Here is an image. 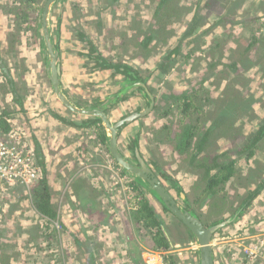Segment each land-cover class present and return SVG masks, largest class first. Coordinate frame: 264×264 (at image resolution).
<instances>
[{"label": "rangeland", "instance_id": "1", "mask_svg": "<svg viewBox=\"0 0 264 264\" xmlns=\"http://www.w3.org/2000/svg\"><path fill=\"white\" fill-rule=\"evenodd\" d=\"M39 1V5L46 3V0ZM59 1L50 6L48 30L58 52L60 91L78 108L102 110L112 125L130 113L141 112V116L119 127L118 147L128 160L135 162L133 150L129 148L136 142L141 155L150 162L162 184L182 209L187 206L178 195L179 187L189 191L198 182V171H204V168L191 163V150L199 144L202 129L212 121H218L223 111H227L226 122L219 123L213 129L202 156L212 151L219 154L227 151L229 156L225 155L226 160L236 159V173L222 185L223 194L227 197L216 216L224 218L222 221L230 217L235 221L222 227L212 239L218 236L228 241L224 252H220L216 258L217 264L251 262V256L246 257L250 248L257 253L264 251V188L250 205L243 208L244 211L240 214L239 211L244 203L242 196L246 198L264 181V137L253 143L255 132L264 119V0H184L182 3L187 8L183 16H174V34L168 35L169 44H164L167 35H163L158 37V43L153 42L150 49L136 44L146 35L144 30L153 28L159 0H72L76 3L72 9L76 25L68 29L71 35L67 38L63 35V49L60 48L57 33L61 17L58 14ZM3 2L0 0V10L5 15H11L17 26L16 17L4 9L11 6L14 0ZM39 12L33 8L29 12V30L33 31V36L28 41V49L19 50L17 44H12L11 31L6 35L9 48L0 47V113L4 109L10 111L9 123L12 127L24 129L23 137L27 143L48 141L45 161L49 165V180L53 186L52 201L59 212L54 220L59 221L61 227L55 231L52 221L47 223L42 220L35 211L32 199L27 197V190L22 186L24 183L8 188L1 195L6 207L0 208V237L5 239L6 244L0 264L8 261L10 264L12 261L13 264H93L91 253L95 254L94 264H118L122 262L124 254L120 232L115 236L119 243L112 242L113 236L100 240L96 234H92L96 242L91 245L87 240L81 244L74 243L71 235L74 230L86 232L89 228L91 231L95 225V221L89 222L87 219L86 204L81 203L82 198L75 193L74 184L67 187L78 176L85 178L88 183L85 187L89 190L91 184L97 187L91 198L103 199V208H108L114 215L121 209L119 211L128 216L133 202L129 200L125 175L106 168L103 170L102 165L108 161L105 157L107 153L103 148L99 150L96 127L84 125L91 118L69 109L54 88L50 77L51 56L45 44L44 30L39 27ZM0 29L3 31L4 23L0 22ZM38 36L42 52L32 49ZM254 37L258 39L257 43L250 46L244 55V50ZM169 46L180 48L174 60L166 57ZM103 59L114 65L127 64L138 71L154 98V107L149 105L139 90L125 95L119 92L125 86V75L114 67H96ZM44 60L46 65L39 67L38 62ZM237 60L240 74L233 83L242 92L243 98H247V103L241 109L237 108L234 100L236 91L229 89L230 94L226 88L232 72V68L226 65ZM61 64L65 65L63 76ZM4 70L11 74L13 83L8 82ZM25 77L30 80L27 81ZM184 90L198 91L194 98L195 107L192 108L197 112L191 118L192 124L201 126L193 133L186 155L176 150L173 139L169 140L173 134L162 129L164 124H169L181 131L179 120L184 114L178 109L172 110L173 100L165 101L162 96ZM17 96L22 98L21 102L17 101ZM117 96L120 98L116 101ZM224 98L230 101L226 102ZM44 129V139L39 138V130ZM105 132L111 134L108 127ZM59 135L60 141L55 139ZM252 151L255 153L249 157ZM71 191L74 194L71 195ZM146 192L152 196L148 189ZM73 196L76 203L80 201L81 212H85L81 213L82 216L74 213ZM194 199L190 198L189 203L192 209L200 212L193 203ZM152 201L168 223L171 235L180 241L175 246L177 257H169V262L197 264L200 252L196 237L186 239L178 218L164 210L162 203L155 198ZM97 209L101 211L99 221L109 226L111 231L115 230V225L122 226L121 220L116 218L118 215L106 220V214L99 205ZM251 218L254 223L249 225ZM237 225L241 226L237 228ZM245 229L249 235L255 236L248 237ZM80 239H83V235Z\"/></svg>", "mask_w": 264, "mask_h": 264}, {"label": "trees", "instance_id": "2", "mask_svg": "<svg viewBox=\"0 0 264 264\" xmlns=\"http://www.w3.org/2000/svg\"><path fill=\"white\" fill-rule=\"evenodd\" d=\"M115 2L116 0H112ZM184 0H159L158 4L156 6L155 12H154V19L156 20L153 24V28H150L149 30H142L146 35L141 40L139 44L140 47L144 49H150L151 46L157 42L158 37L167 35L164 39V44H169L168 35L174 34V16H183L184 10L187 8L185 3H182ZM39 0H14L13 4L11 6L5 7L6 13H10L16 17V25L17 31L12 32V44H18L19 38L18 34L20 30L22 29H30L31 25L28 23L29 18L31 17L29 12L33 8L34 11L40 10L39 14L37 15V18L39 19V27L42 28V19H43V10L44 5H39ZM183 14V15H182ZM167 32L168 34H165ZM125 37L129 40L130 37L127 34H124ZM258 39L254 37V39L249 43V46L244 50L243 54L245 55L246 52L249 50L250 46L256 44ZM154 42V43H153ZM158 43V42H157ZM218 44V43H217ZM179 46H175L171 48L170 46L167 48V58L174 60L177 55L179 54ZM95 58H101V56H94ZM1 60V55H0ZM99 64V65H98ZM96 65L100 66L102 68H109L114 67L117 71L125 75L126 83L127 85H132L131 92L134 93V91L139 90L143 93L144 98L146 101L151 105L154 98L151 97L150 93L147 91V84L145 81L141 80L138 71L132 69L127 64H112L110 62H107L105 59L101 61V63H98ZM213 65V63L211 64ZM226 66H229L230 69L232 68L231 75L229 76V82L226 86L231 90H235L237 94L234 96V100L237 103V108L241 109L243 106L247 103V98H243L242 92L237 89L235 84L233 83V80L236 79V76L240 74L239 67L240 63L239 61H232L230 63H227ZM5 69V68H4ZM5 74L7 76L8 82L13 83V79L11 74L4 70ZM235 78V79H234ZM128 86V87H129ZM125 88L124 90H126ZM122 92V90H121ZM198 93V91L193 90V92L184 90L180 93L176 92H168L163 94V98L166 100H173L171 109L176 110L178 109L181 111L184 115L179 120L181 131H178V129H173L172 125L164 124L162 129L164 131H167L168 134H173V136L169 137V140H174L176 142V150L183 155H186V151L189 149L191 145V140L193 138V133L200 129V125H194L193 120L191 118V115L197 112V110H193L192 108L194 106V98L195 95ZM231 94V91H229ZM18 102L22 101V98L17 96L16 97ZM223 99V98H222ZM224 100L230 101L229 98H224ZM233 101V102H235ZM102 103V102H98ZM154 107V105L152 106ZM230 113V112H229ZM8 115H10V111H7L6 109L3 110V113L0 114V130H2L3 134H7L10 129L11 125L8 121ZM228 118L227 111H223L222 118L220 117L218 121H212L211 124L206 125L202 130L203 134L202 137L199 139V144L197 146H194V148L191 150V163L195 164L198 168H204V171L200 169L197 174L199 179L196 182V185L193 186L189 193H187L188 200L189 198L195 197L194 199V205H197V208L200 210V215L208 225L217 224L224 218H217V212L221 211L220 208L223 207V203L225 198L227 197L225 194H223V188L222 185L226 184L231 180V178L235 175V161L234 158H229V160H226L224 157L228 155L227 151L223 152L222 154L214 153V151L208 153L205 157L202 156V150L204 149L205 143L207 142V138L211 135L213 132V129L219 124V123H225L226 119ZM88 120L91 122V124L88 125ZM87 122L84 124L85 126H95V130L97 131L98 138L103 145L107 146L109 141L104 131V125L103 120L99 116H91V120L88 119ZM126 124V123H125ZM124 124V125H125ZM264 137V119L261 120L260 125L255 132L254 141L253 143L263 139ZM132 150L136 153L138 149V144L136 142L133 143V146L130 147ZM255 153L252 151L249 154V157H251ZM232 157V156H231ZM224 158V159H221ZM207 159H209L211 162H209ZM221 159V160H220ZM138 160V159H137ZM124 171L126 174L130 173V171L127 168H124ZM202 170V171H201ZM87 181L84 180L81 177H78V181L74 184V190L77 196L81 199V203L86 204V212L88 213L89 217L94 219L97 223L100 224V212L97 209V205H99L102 209L103 214H106L105 218L106 220L114 217L117 215V213L114 215L113 212H109L108 208L104 209L102 203L105 201L103 199L97 198H91V195H93L97 189L94 184H91V190L85 187ZM88 184V183H87ZM131 190L136 192L133 195V206L130 208L128 216L124 214V212H121L125 224V235L128 237V241L132 246L131 255L133 256V260L136 262H140V248H139V242L145 243L146 245H150L151 247H157V248H169L171 245H173L174 239L171 238V234L169 231L168 223L166 220L161 216V214L155 209L153 204L151 203L148 193L145 189L151 190L154 194L160 197L159 193L150 185L148 181L143 179L142 177L136 175L133 176V179L130 181ZM81 188V189H80ZM264 188V181L263 183L259 184L258 187H256L255 190L250 191L248 196L246 198L243 197V204L240 207L239 214L244 211V207L251 204V201L254 199V197L257 195V193ZM183 189H179V194L183 193ZM34 206L35 209L40 212L42 215L47 217L48 222L53 221L54 219L58 218L57 215H59L58 209L54 207L53 201L51 200V192L49 190V186L47 184L46 178L36 187L34 188ZM161 201L162 198L160 197ZM183 199L187 201L185 197ZM100 200V201H99ZM80 202V201H79ZM109 202V201H108ZM165 204V202H164ZM189 204V203H188ZM190 205V204H189ZM135 206V207H134ZM165 209L169 211V209L166 207ZM191 206V205H190ZM204 207H206V211L204 210ZM192 208V207H191ZM121 210V209H119ZM236 211V208L233 209V212ZM223 217V215L221 216ZM55 221V220H54ZM130 221V222H129ZM66 228V226H65ZM53 229L55 231H59L60 228H57L53 226ZM83 232V233H81ZM72 238L74 243L81 244L84 240H87L86 242L90 245L93 244V242L96 240L91 237L87 231H75L71 232ZM188 240L194 237L193 232L188 229ZM83 235V239H80V236ZM81 241V242H80ZM5 239L3 237H0V257L4 250V243ZM6 244V243H5ZM88 245V246H90ZM63 248L61 249V252H63ZM58 251V253H61ZM92 255V262L93 264L96 262L94 259L95 254L91 253ZM177 257V256H170V258ZM14 261H12L11 264H13ZM6 264H10L9 261L6 262Z\"/></svg>", "mask_w": 264, "mask_h": 264}, {"label": "water", "instance_id": "3", "mask_svg": "<svg viewBox=\"0 0 264 264\" xmlns=\"http://www.w3.org/2000/svg\"><path fill=\"white\" fill-rule=\"evenodd\" d=\"M57 0H46L44 10H43V30L46 40V45L48 48V51L51 56L50 61V70H51V80L54 85V88L60 97V99L64 102V104L71 110L82 114V115H88V116H99L102 118L106 126L111 132L110 137V150L115 157V159L124 167H126L130 172L142 177L146 181L150 183V185L159 193L160 197L163 199L167 207L179 218L181 219L193 232V234L196 236L198 245L200 247V264H215L214 259V251L212 246V237L214 233H216L217 230L220 228L228 225L233 218L230 217L226 220H223L215 225L206 226L204 225L203 221L200 219V217L197 215V213L191 209H182L176 199L172 196V194L166 189V187L163 186L160 179L156 176V174L153 172L152 168L149 164L146 163V161L140 156L139 153H137L138 159H139V165H135L128 161L123 154L118 149V129L120 126H122L124 123L130 122L135 117L142 115L141 112L134 113L132 115L127 116L126 118L118 121L116 124H113L110 122V119L107 117V115L97 108L94 109H81L76 106H74L60 91L59 89V75H60V66L58 64V52L55 50L54 44L52 42V39L50 37V33L48 30V13L50 6ZM153 98V97H152ZM154 101L151 103V106H153Z\"/></svg>", "mask_w": 264, "mask_h": 264}, {"label": "crops", "instance_id": "4", "mask_svg": "<svg viewBox=\"0 0 264 264\" xmlns=\"http://www.w3.org/2000/svg\"><path fill=\"white\" fill-rule=\"evenodd\" d=\"M6 1L4 0L3 3H5ZM58 5L60 7V8H58V14H60L61 17H60V22H59L58 32L57 33L59 34L60 48L63 49L64 48L63 35H65L66 38L69 35H71L72 33H70L68 31V29L70 27H73L74 28L75 25H76L75 22L73 21V18H72L73 17V13H72L73 10L72 9L76 5V3H73L72 0H60L58 2ZM77 9H79V8L77 7ZM0 22L2 24L4 23V29H3V31H1V29H0V47H1V49L9 48V43L7 41L6 35L10 31H11L10 33L15 32L16 29H17V27H18V25L17 26L14 25V20L12 19V16L11 15H8V14L5 15L1 10H0ZM57 25H58V22H57ZM10 33H9V36H11ZM32 36H33V31H30L29 29H22V30H20V32L18 34V38H19V41L20 42L17 44L16 47H18L19 50H24V48L25 49H28V47H29L28 46V41L32 39L31 38ZM32 49L34 51L42 52L41 51V41H40L39 36L37 37V40L35 41V44L32 47ZM27 51H30V50H27ZM38 63H39L38 66L43 68V65H46V60H44L42 63L41 62H38ZM64 67H65V65L64 64H61V76H63V74H64ZM25 79L27 81L30 80L29 77H25ZM61 81H62V79H61ZM121 85H122V83H121ZM119 96H120V94H119ZM119 98L117 96L114 100L117 101ZM34 121H36V120L34 119ZM38 125H41L42 126L43 124L42 123H39ZM54 132H55V135H56L57 132L55 130H54ZM44 133H45V129L44 130H39V133H38L37 136L39 138L41 137L42 139H44ZM55 139L60 141V135L59 136H55ZM40 143H41L42 148H43V154L46 157L47 156L46 146L48 145V141L41 140ZM54 144H56V143H54ZM56 145L58 146V144H56ZM70 193H71V195L74 194L72 191ZM72 200H73L74 203H76L75 202L76 201L75 196L72 197ZM121 212L122 211H119V209H118V211H117V215L118 216L116 218L120 219L121 220V223L123 225L124 224H127V223H125L123 221L124 219H123L122 215L120 214ZM81 213L84 214L85 212H84V210H82V212H81V209H79L76 214L79 215V216H82ZM87 219L89 220V222L91 220L95 221L94 219H92L90 217H87ZM251 222L254 223V220H252V218L249 220V225H250ZM244 225H245V222L243 221V226ZM106 226L107 225H105L102 222H100V224H99V223H97L95 221V225H93L92 226V229H90L91 231H89V228L86 229V231H87V233L90 236L92 234H96L97 235L96 236L97 239H100V240L101 239H107L110 236L111 237L113 236L111 238L112 242L119 243L117 237H115V236L118 234V231H119L120 227H117L114 231H110L107 234H105L104 229H105ZM240 226L241 225H237V228L240 227ZM73 232H75V230ZM238 233L240 234L241 232H238ZM245 234H247L248 237L255 236V235H249L248 232H247V229H245ZM242 235H244V234H242ZM122 239L123 240H121V242H122V246L124 248V254H123L124 256L122 255V262H119L118 264H130V263H132L133 259L130 257L129 253H131L130 251H132L133 248H132L131 244L128 241V237L125 234H124V236H122ZM212 240H213L212 241V246H213V251H214L215 264H217L216 258L219 256V253L220 252L222 253L223 249L227 246V244H228L227 242L228 241H226L224 238L223 239H219L218 236H217V238H215V239L213 238ZM173 242H174L173 243V248H175V246H177V244H179L180 241L176 240V238H175ZM141 243L142 242H139V247H140ZM252 249L253 248H250L249 249L250 251H248L247 256H246L247 258H249V256H252L251 257L252 261L251 262H247V264H264V255H263L264 254V251L261 250L263 252L255 253V254H252L251 255ZM123 258H124V260H123Z\"/></svg>", "mask_w": 264, "mask_h": 264}, {"label": "flooded vegetation", "instance_id": "5", "mask_svg": "<svg viewBox=\"0 0 264 264\" xmlns=\"http://www.w3.org/2000/svg\"><path fill=\"white\" fill-rule=\"evenodd\" d=\"M58 1V0H57ZM44 6H45V4H44ZM42 24H43V20H42ZM42 28H43V25H42ZM44 37H45V35H44ZM45 44H46V40H45ZM46 47H47V45H46ZM48 49V48H47ZM129 85H127V84H125V86L123 87V89H122V92L121 93H123L124 95H125V93H127V92H130L131 93V86L132 85H130L129 87H128ZM148 86V85H147ZM125 88H127L126 90H124ZM147 91H148V87H147ZM149 92V91H148ZM151 95V94H150ZM152 96V95H151ZM134 113H138V112H134ZM134 113H130V114H128V115H126L125 117H123V119L124 118H126L127 116H129V115H132V114H134ZM86 117H88V115H85ZM139 116H141V115H139ZM139 116H137V117H139ZM90 118H91V116H89ZM137 117H135L134 119H136ZM134 119H132V120H134ZM122 120V119H121ZM131 120V121H132ZM9 121V120H8ZM130 121V122H131ZM129 123V122H128ZM127 122H126V124L125 125H127L128 124ZM89 124H91V122L90 121H88V125ZM122 125V126H120L121 128L122 127H124L125 125ZM11 125V124H10ZM103 125H104V131H105V129L107 128V126H106V124L104 123V121H103ZM88 127H91V126H88ZM11 128H12V126H11ZM11 130V129H10ZM105 134H106V132H105ZM92 136H93V134H92ZM106 136H107V138H108V141H109V143H108V145L107 146H105V145H103V143H101L100 142V140H99V145H100V147H99V150H101L102 148H103V150L104 151H106V153H107V156H105L106 157V160H107V158H108V161H105V164L104 165H102L104 168H103V170H105V168L106 169H109V170H111V172H118V173H120V174H123V175H125V177L127 178L126 180H127V185L126 186H128V191H127V193L129 192V200H130V203H132L133 202V195L136 193V192H134V191H132L131 189V186H130V181L133 179V176H136V174H134V173H132V172H130V173H128V174H126L125 173V171H124V169H123V165H121L116 159H115V157L113 156V154H112V152H111V150H110V147H109V145H110V137H111V134L110 135H107L106 134ZM25 139V138H24ZM99 139V138H98ZM25 142H26V140H25ZM40 142V141H39ZM38 141H36V143H30L29 141H28V143H30L31 145V147L33 148V150H34V157H35V160H36V165H35V169L37 170V172H36V175H35V177H31L30 178V180L28 181V183H24V184H22V186H24L23 188H24V190H27V197L29 198L30 197V200H31V202L33 203V206H34V188H36L43 180H44V178H46V180H47V184H48V186H49V190H50V192H51V200H53V196H52V190H53V186L51 185V183H50V180H49V175H50V169H49V165H47L46 164V157L44 156V154H43V148H42V145H41V143H39ZM27 143V142H26ZM118 149H119V147H118ZM129 149H131L132 150V148H129ZM119 151L123 154V156H124V153L119 149ZM137 153H139L140 154V156L146 161V163L147 164H149L150 165V167L152 168V170H153V172L156 174V171H155V169L153 168V166L150 164V162H148L142 155H141V153H140V149H139V147H138V149H137V151H136V153L133 151V155H134V157H135V162H133V161H130V160H128V158H126V156H124L128 161H130L131 163H133V164H135V165H139V159H138V156H137ZM138 159V160H137ZM46 160V161H45ZM124 168H126V167H124ZM156 176H157V174H156ZM78 177H81V178H83L84 180H85V178L81 175V176H78ZM78 177L76 178V179H73L72 180V182L71 183H68L67 184V187H72V185L73 184H75L76 182H74L75 180H77L78 181ZM158 178H159V176H157ZM18 185V184H17ZM119 185V184H118ZM164 186V185H163ZM14 187V186H13ZM165 187V186H164ZM181 187H179V189H180ZM149 189V188H148ZM145 190H147V189H145ZM190 190H191V187H190V189H189V191H185L184 190V192L183 193H181V194H179V192H178V195H179V197L182 199V201L184 202V204H185V206H187L186 208H183V209H192L191 208V206L189 205L190 203H189V200H190V198H189V200H188V196H187V193H189L190 192ZM150 191V193H152V196H149L148 195V197H149V199H150V201H151V203L153 204V198H155L156 199V201L158 202H161L162 203V205H163V208H164V210H166L165 209V205L166 204H164V202H162L161 201V199H160V197L159 196H157L156 194H154L151 190H149ZM183 197H185L186 199H187V201L188 202H186L184 199H183ZM196 199V198H195ZM29 200V201H30ZM129 200H128V202H129ZM163 200V199H162ZM189 203V204H188ZM134 205V204H133ZM74 206H75V214L77 213V211L79 210V207L81 206L80 205V202H78V203H74ZM153 206H154V204H153ZM4 207H6V206H4ZM3 207V208H4ZM135 207V206H134ZM155 207V206H154ZM167 207V206H166ZM34 208H35V206H34ZM130 208H132V206H130ZM130 208H129V210H130ZM168 209H169V207H167ZM155 209L157 210V208L155 207ZM192 210H194L196 213H197V215L200 217V219L203 221V223H204V225H206V226H211V224L210 225H208L207 223H206V221L204 220V218H202V216L200 215V212H198V211H196L195 209H192ZM204 210L206 211V207H204ZM35 211L39 214V215H41V218H42V220H44L45 222H47L48 221V219H47V217H45L44 215H42L40 212H38L36 209H35ZM166 211H168V210H166ZM169 213H171L173 216L175 215L170 209H169V211H168ZM175 218L177 217L176 215L174 216ZM178 218V217H177ZM179 219V218H178ZM177 219V221L180 223V225H182V227L184 228V233H185V235L187 236L186 237V239L188 238V229H189V227L181 220V219H179L178 220ZM235 221V219L234 220H232L230 223H233ZM221 222V221H220ZM212 225H215V224H212ZM124 226H125V224L123 225L122 224V226H120V225H115V229L117 228V227H120V229H119V231H118V233L120 232L121 234H122V236H124V234H125V228H124ZM169 229V228H168ZM221 229V228H220ZM219 229V230H220ZM219 230H217L216 232H218ZM111 231V228L109 227V226H106L105 227V229H104V232H105V234H107L108 232H110ZM171 234V233H170ZM216 233H214V235H215ZM118 235V234H117ZM116 235V236H117ZM213 235V236H214ZM194 237H196L195 235H194ZM171 238H173V239H175L172 235H171ZM197 239V238H196ZM198 242V241H197ZM178 245V244H177ZM145 246H150V245H146L145 243L143 244V243H141V245H140V262L138 263V262H136V261H132V263H130V264H144V262H143V258H142V252H143V249H144V247ZM151 247V246H150ZM172 248H173V245H171L169 248H166V249H168V250H172ZM176 252H177V250L176 251H171V252H169V254L167 255L168 256V264H171L170 262H169V257L170 256H176L175 254H176ZM199 252H200V247H199ZM129 255H130V257L132 258L133 256L131 255V253H129ZM200 256H201V253H200ZM133 259V258H132ZM197 264H200V257H199V260H198V262H197Z\"/></svg>", "mask_w": 264, "mask_h": 264}, {"label": "built area", "instance_id": "6", "mask_svg": "<svg viewBox=\"0 0 264 264\" xmlns=\"http://www.w3.org/2000/svg\"><path fill=\"white\" fill-rule=\"evenodd\" d=\"M24 134V129L20 126L12 127L7 134H3L0 130V208L4 207V198L1 195L8 188L19 183H28L37 172L34 150L25 142ZM52 222L57 228L61 227L59 221ZM176 250V248L168 250L145 246L142 252L143 262L144 264H168L167 255ZM255 253H257L255 250L251 251V255Z\"/></svg>", "mask_w": 264, "mask_h": 264}]
</instances>
